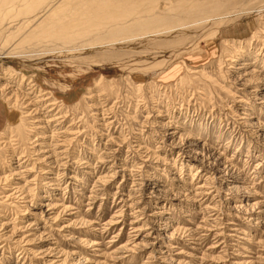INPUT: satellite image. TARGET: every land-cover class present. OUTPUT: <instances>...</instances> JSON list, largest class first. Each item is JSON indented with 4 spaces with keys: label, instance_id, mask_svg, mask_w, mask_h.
<instances>
[{
    "label": "rangeland",
    "instance_id": "obj_1",
    "mask_svg": "<svg viewBox=\"0 0 264 264\" xmlns=\"http://www.w3.org/2000/svg\"><path fill=\"white\" fill-rule=\"evenodd\" d=\"M107 1L121 3L119 12L112 9L114 22L132 11L123 0ZM260 1L242 0L237 5L246 10L227 25L209 21L178 38L116 42L104 49L118 55L99 63V47L28 59L0 55V70L9 67L17 76L11 86L23 92L20 77L33 80L57 101L50 112L64 117L57 132L72 130L57 136L51 123L52 132L40 135L44 129L35 128L38 116L25 115L24 98L13 104L10 93L0 92V137H6L0 144V264H264ZM244 61L253 76L239 85L232 66ZM98 79L102 84L94 87ZM33 134L43 138L31 145L35 149L50 141L51 149L66 136L73 140L68 167L38 165L58 173L57 181L40 187L23 183L35 174L26 170L36 157L29 148ZM10 151L28 153L30 160L10 161ZM51 155L44 157L52 161ZM8 165L19 168L13 180L2 178ZM45 189L56 206L41 214L34 206Z\"/></svg>",
    "mask_w": 264,
    "mask_h": 264
},
{
    "label": "bare ground",
    "instance_id": "obj_2",
    "mask_svg": "<svg viewBox=\"0 0 264 264\" xmlns=\"http://www.w3.org/2000/svg\"><path fill=\"white\" fill-rule=\"evenodd\" d=\"M153 1L155 0H123V3L126 2L128 6L130 5L132 11H124L121 14V16L123 17V21L117 23L113 20L115 19V16L118 15V12L120 10V2H115L109 5L107 0H0V55L5 54L12 57L20 56L28 59L47 55L50 56L52 54H59L63 52L64 54H73V52L89 50L92 48L97 49L99 47V50H96L98 51L96 53L98 54L97 61L99 63L103 59H110L111 57L106 56L110 53H115L118 55V53L115 51L118 49L117 47V49L114 48L115 52H112L109 49H104L106 47L108 48V46L116 42H121L122 40L132 41L137 36L139 37V39L144 40L145 38H148L149 40L152 39L153 41L154 39H160V36L172 38L174 35H176L175 37L178 38V36H181L183 33H185L187 28H189L190 26H195L204 22H206L207 24L209 23V21H214L216 24L218 23V25L221 26L225 24L227 25L228 21H231L230 18L237 16L238 14H241V12L246 10L244 8H240L237 5L240 4L242 0H159L160 3L158 6L152 5ZM116 8L117 10L119 9L117 15L114 14ZM257 8L263 9L264 1H260L257 4ZM112 9L114 10V12H112ZM249 10L251 11L252 9H248V11ZM8 17L9 21L1 24V19H5ZM120 37H123V39H121ZM116 38L118 39L114 40ZM8 40L13 42L10 43L11 45L9 44L8 48H3V43ZM223 43L224 45L228 44V40L224 41ZM148 47H150V45ZM226 49L227 48H223L222 50H225L226 52ZM249 64V61H244L239 63V66L237 67L232 66V70H235L233 71V76L240 80L239 85H242L247 79H249L247 78V76H253L251 73L252 71L248 70L247 68ZM9 70H11L9 69V67H5L4 69L0 70V78L5 80V83H2L0 86V92L7 91V93H10V96L8 97L13 100V104H18L19 100L24 98L23 104L27 109V111H25V115L38 116L32 120L34 123H36L35 128L44 129L43 132L39 134L42 135L45 131H49V126L51 125V123H55L52 131L55 132L56 135L58 133L66 132L70 134L72 131L71 128H68L64 131L61 130V132H57V126L62 123L61 119H64L63 115H59V110L56 111V113L54 112V114L50 113L56 109L57 101L55 99H50V97H48L45 92H41V90L36 88V84L33 83V80H31L30 78L26 79V77H24L23 75L20 77L19 85L21 83H25L27 85L26 91L23 90L22 92L19 90V88H14L10 83L13 82L14 79L17 78V76H15L14 73L9 72ZM257 83L258 87L260 85H264V81L262 83L260 79H258ZM101 84L102 81L100 79L94 81V87L101 86ZM9 87H12L10 88L11 90L8 89ZM88 94L90 97L92 95V92H89ZM46 114H49L50 116L48 115V118H51L46 119ZM39 118H42L44 120H41ZM170 123L171 122L168 121L167 125L164 126L168 131L167 135L169 136L173 133V131H170V129H172ZM74 133L75 132H72V134ZM35 135L36 134H33L31 137L33 140L29 138L30 146L32 144H35L38 140H40V142L43 140V138H35ZM43 137L45 136L43 135ZM0 138V144L6 142L5 135H1ZM61 141L62 142L60 143H52L54 146L51 149H48L51 141L38 143L37 146H35L36 149L33 148V146L29 147L31 148L30 153L36 155V157H33V164L31 165V167H27L26 170L28 172L34 170L35 174L32 177L31 181L26 180L28 183H26L25 181L23 182L25 185H30L33 181L36 182V187H40L38 186L39 184L46 185L51 180H58L57 172L56 174L52 173L50 172L51 169H47L46 167H41L38 165H43V163H45L46 165H48V163H55L56 165L62 164L66 167L70 165V162L73 158V150H71L69 147L73 140L72 138H68L66 136L64 138H61ZM57 145L60 146L57 147ZM48 152H50L51 154L53 153V155H51V157L54 156L52 161L48 157H44L45 153L47 154ZM60 156H62L61 158H63V161L60 160ZM9 157L10 161L20 159L22 160V163H27L28 160H30L28 153L26 155H20V157H15V155L11 153ZM16 169L19 168L16 166L8 165V168L6 170L8 171V175L3 176V180H13L16 175H19L20 171ZM46 174H55L56 177L55 179L46 178ZM45 180L47 181L45 183H42ZM132 182H135L134 179L132 180ZM50 184L52 185V183ZM22 188L23 187L20 185L18 188L14 189L13 193L22 190ZM43 192L44 193L38 197V202L34 206V208L39 210L41 214H47L50 210L55 208L56 204H54L51 198H49L50 195L52 197V194H50L48 190L45 189ZM13 193H10L9 195L6 194L5 198L9 199ZM23 193L24 191L20 192V195ZM22 198L24 199L26 198V196L23 195ZM57 206H59V204ZM4 228L5 226L2 227V229ZM159 229H161V227ZM11 232L13 233V231ZM13 243L15 245L11 244L10 242L12 247L20 246L18 242ZM11 245L7 247H10ZM126 248L120 247L119 249L122 250L123 253H125Z\"/></svg>",
    "mask_w": 264,
    "mask_h": 264
},
{
    "label": "crops",
    "instance_id": "obj_3",
    "mask_svg": "<svg viewBox=\"0 0 264 264\" xmlns=\"http://www.w3.org/2000/svg\"><path fill=\"white\" fill-rule=\"evenodd\" d=\"M0 112H1V107H0Z\"/></svg>",
    "mask_w": 264,
    "mask_h": 264
}]
</instances>
